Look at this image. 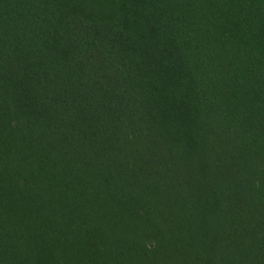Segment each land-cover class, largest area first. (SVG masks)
<instances>
[{
    "label": "trees",
    "instance_id": "trees-1",
    "mask_svg": "<svg viewBox=\"0 0 264 264\" xmlns=\"http://www.w3.org/2000/svg\"><path fill=\"white\" fill-rule=\"evenodd\" d=\"M0 264H264V0H0Z\"/></svg>",
    "mask_w": 264,
    "mask_h": 264
}]
</instances>
